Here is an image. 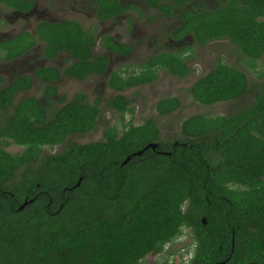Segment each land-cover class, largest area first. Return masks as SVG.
Wrapping results in <instances>:
<instances>
[{
	"label": "trees",
	"instance_id": "16d2710c",
	"mask_svg": "<svg viewBox=\"0 0 264 264\" xmlns=\"http://www.w3.org/2000/svg\"><path fill=\"white\" fill-rule=\"evenodd\" d=\"M95 1L100 20L132 8L121 0ZM146 1L175 16L177 8L194 0ZM0 3L27 10L33 0ZM35 33L22 30L0 43V60L20 56L40 39L45 57L56 59L65 52L71 62L37 67L34 75L21 74L0 88V264H144L149 254L162 252L187 229L194 249L186 264H264V81L251 100L238 102L231 113L185 118L179 136L161 138L154 118L141 124L128 120L123 130L107 126L103 139L70 142L43 154L44 146L94 129L103 108L101 98L91 101L83 92L68 101L60 95L64 103L55 105L54 82L61 76L104 75L109 59L95 53L96 29L78 20H42ZM169 34L176 40L191 34L200 46L228 39L254 62L264 55V0L185 8ZM100 44L120 54L133 50L108 34ZM188 48L158 51L139 71L113 70L108 83L123 91L155 81L160 70L185 77L191 70ZM35 78L46 102L35 95L16 100ZM189 90L210 105L245 97L250 81L243 69L219 59ZM107 106L122 117L136 111L122 93L109 98ZM179 106L174 95L156 103L159 114L166 115ZM8 140L23 151H8ZM151 142L157 143L155 149L136 154Z\"/></svg>",
	"mask_w": 264,
	"mask_h": 264
},
{
	"label": "rangeland",
	"instance_id": "374dc122",
	"mask_svg": "<svg viewBox=\"0 0 264 264\" xmlns=\"http://www.w3.org/2000/svg\"><path fill=\"white\" fill-rule=\"evenodd\" d=\"M124 4H131L132 8L122 14L107 20H100L96 14L97 3L95 0H35V8L30 13L9 9L0 4V39L13 36L23 29H34L39 19L62 21L75 19L83 26L96 29L98 41L103 34L112 36L118 42L132 44L133 50L128 54H120L105 50L100 44L95 53L107 54L110 57L108 70L104 75L90 74L84 79L61 76L54 83L58 87V95L53 97L55 105L61 106L64 102L58 100V96H64L70 100L76 93L83 92L88 100L101 98L102 112L94 129L87 133H75L68 136L66 141L54 147L44 146L43 154L54 153L62 150L70 142L87 143L103 139V132L109 125H118L121 130L126 128V122L132 120L135 124L143 123L147 118H154L159 126L161 138L179 136L182 121L190 115L202 113L205 115L231 113L238 102H247L252 99L258 85L264 81V55L256 61H251L244 56L239 48L228 39H216L200 46L194 42L191 34L182 40H174L169 34L172 27L180 23V15L185 8L196 9L204 6H216L220 0H194L192 3L176 9L175 16H169L158 9L148 6L146 0H121ZM43 43L36 45L25 55L12 61L0 60V73L4 75L5 84L19 74H32L37 66L64 67L71 60L67 53L61 52L56 59H47L42 54ZM190 46L185 53L187 62L191 68L185 77L175 76L165 70H160L159 77L150 83L130 87L123 91H116L108 81L112 70H123L125 73L139 71L141 64L149 56L165 49H177ZM3 54H0V57ZM219 59H223L240 69H243L250 81V91L241 99L221 101L214 104H202L190 93V86L200 76L210 71ZM2 84H0V87ZM40 81L28 92L19 95L16 100L30 95H35L46 102L42 90L39 89ZM117 93L125 94L135 105L134 115L125 113L124 117L119 112L107 106V101ZM178 96L180 106L170 114H159L156 103L166 96ZM1 115V111H0ZM6 149L13 153H20L24 147L8 140ZM189 248V254H183L181 264H186L193 253L194 242L190 229L167 248L157 254H149L144 264H176L180 261V253ZM180 264V263H179Z\"/></svg>",
	"mask_w": 264,
	"mask_h": 264
},
{
	"label": "flooded vegetation",
	"instance_id": "af4514ba",
	"mask_svg": "<svg viewBox=\"0 0 264 264\" xmlns=\"http://www.w3.org/2000/svg\"><path fill=\"white\" fill-rule=\"evenodd\" d=\"M122 2V1H121ZM0 4H2L4 7H6V8H9V9H14V10H17V11H19V12H27V13H31L33 10H34V8H35V0H33V4L30 6V7H28L29 9H27V10H20V9H16L15 7H10V6H6L5 4H3V3H0ZM124 4V3H123ZM42 20H48V21H52V20H50V19H39L37 22H36V24H35V27H34V29H23V30H29V31H31V32H33L34 34H36L35 33V29H36V25H37V23L39 22V21H42ZM21 32V31H20ZM19 32V33H20ZM19 33H17V34H15V35H13V36H10V37H8V38H4V39H0V43H2V42H5V41H8L10 38H13V37H15L16 35H18ZM114 39V38H113ZM100 40H101V38H100ZM100 40L98 41V39H97V45H96V47L98 46V44H100ZM175 40V39H174ZM39 43H43V46H42V54H43V56H44V53H43V47L45 46V42L44 41H42V40H40V39H38L37 40V42L30 48V49H28L27 51H25L24 53H22L20 56H18V57H16V58H12V59H5V60H3V61H12V60H14V59H17V58H19V57H21V56H23V55H25L26 53H28L29 51H31L36 45H38ZM101 45V44H100ZM102 46V45H101ZM96 47H95V49H96ZM105 50H107L104 46H102ZM108 51H110V50H108ZM4 53V51H3V48H0V54L1 53ZM114 52V51H113ZM117 53V52H116ZM101 54H103V53H101ZM105 55H107V54H105ZM108 56V55H107ZM45 57V56H44ZM47 58V57H46ZM47 59H49V58H47ZM108 59H109V63H110V57L108 56ZM2 60V59H1ZM51 60V59H50ZM109 63H108V66H107V70H108V67H109ZM47 66V65H46ZM37 67H44V66H37ZM37 67H35L34 68V70H33V73H32V75H34V72H35V69L37 68ZM106 70V71H107ZM115 70V69H114ZM113 71V70H112ZM111 71V72H112ZM19 75H21V74H19ZM19 75H17V76H19ZM0 76L3 78V79H6L5 77H4V75L2 74V73H0ZM16 76V77H17ZM13 79H15V78H13ZM12 79V80H13ZM35 81H34V84H35V82H36V80H38L37 78H35L34 79ZM5 80H2L1 82H0V84H2V86H5V85H7V84H5V82H4ZM10 82V81H9ZM8 83V82H7ZM1 86V87H2ZM0 87V88H1ZM33 87V86H32ZM29 90H27V91H25V92H28ZM25 92H23V93H25ZM22 93V94H23ZM22 94H20V95H22ZM19 96V95H18ZM17 96V97H18ZM16 97V98H17ZM45 97V96H44ZM40 99V98H39ZM19 100V99H18ZM40 101H41V99H40Z\"/></svg>",
	"mask_w": 264,
	"mask_h": 264
},
{
	"label": "water",
	"instance_id": "95a60500",
	"mask_svg": "<svg viewBox=\"0 0 264 264\" xmlns=\"http://www.w3.org/2000/svg\"><path fill=\"white\" fill-rule=\"evenodd\" d=\"M149 147H152L153 149H155V148L157 147V143H156V142H151V143L147 144V145L145 146V148H143V149L137 151L136 154H141L145 149H147V148H149ZM130 158H131V155L127 156V158L124 160L123 163H126L127 161H129ZM77 184H79V182H78ZM29 201H32V199L29 200ZM27 202H28V201L26 200V201L20 206V208H23L24 205H25ZM203 220H204V222L206 223V219L203 218ZM233 245H234V241H233ZM228 259H229V258H228ZM225 262H226V260H224V261H220V262H218V264H223V263H225Z\"/></svg>",
	"mask_w": 264,
	"mask_h": 264
},
{
	"label": "clouds",
	"instance_id": "9594fccd",
	"mask_svg": "<svg viewBox=\"0 0 264 264\" xmlns=\"http://www.w3.org/2000/svg\"><path fill=\"white\" fill-rule=\"evenodd\" d=\"M165 248H167V245H165ZM188 249H189V248H188ZM181 253H182V252H181ZM181 253H180V254H181ZM183 254H187V255H188V254H189V251H187V249H186L185 252H183ZM183 254H182V255H183ZM183 256H184V255H183ZM179 260H180V261H177V262H175V263L179 264V262H180V264H181L182 261H183V258H182V261H181V259H179Z\"/></svg>",
	"mask_w": 264,
	"mask_h": 264
}]
</instances>
